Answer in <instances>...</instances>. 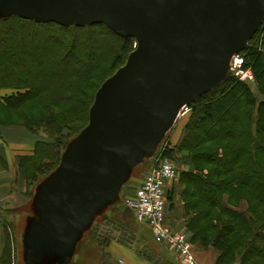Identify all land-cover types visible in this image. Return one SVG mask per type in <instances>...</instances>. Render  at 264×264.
<instances>
[{
  "label": "water",
  "instance_id": "95a60500",
  "mask_svg": "<svg viewBox=\"0 0 264 264\" xmlns=\"http://www.w3.org/2000/svg\"><path fill=\"white\" fill-rule=\"evenodd\" d=\"M104 24L137 46L98 87L88 122L36 186L26 258L72 252L129 173L151 158L180 109L218 87L264 21V0H0V18ZM53 253L46 251V254Z\"/></svg>",
  "mask_w": 264,
  "mask_h": 264
},
{
  "label": "trees",
  "instance_id": "16d2710c",
  "mask_svg": "<svg viewBox=\"0 0 264 264\" xmlns=\"http://www.w3.org/2000/svg\"><path fill=\"white\" fill-rule=\"evenodd\" d=\"M11 17L0 18V31L15 29V26H3ZM17 22L44 25L20 17ZM261 27L263 29L252 36L243 50V66L251 69L256 90L227 75L218 87L189 104L191 117L174 145L177 151H167L180 182L176 179L168 187L166 208L178 185L183 207L189 215L185 230L190 233L191 247L196 243L202 248H215L216 264L233 263L236 259L240 264H264V21ZM28 28L18 30L19 41H11V37L0 41L5 45L0 49V89L15 90L0 93V108L7 117L18 121L2 119L0 125H22L36 133L41 129L42 136L35 143L34 154L20 161L25 166L29 184H34L40 174L45 177L55 169L68 142L87 124L95 93L82 97L85 92L79 83L86 80L92 70L101 68L104 57L100 53L90 63L88 56L87 60H83V56L74 59V49L79 44L74 40L79 37L78 28H71L68 39ZM118 37L123 41L111 64L116 69L132 51L134 40ZM85 38H89L87 34ZM254 39L255 44L250 45ZM88 42L101 51L100 41ZM34 45L35 51H32ZM36 48L44 51L48 48L49 56L37 57ZM67 58L71 61L68 69H63L61 76L57 72V79L55 76L51 79L47 74L56 71L54 68ZM80 63L84 66L77 67ZM38 67L41 76L47 79L37 86L21 76L4 77V72L9 75L15 70L29 73ZM74 121L86 123L74 131ZM64 129L67 134L63 133ZM183 151L186 155L180 159L185 167L178 169L176 154ZM128 216L133 217L132 212ZM4 226L6 245L0 264H10L6 260L9 240L7 225Z\"/></svg>",
  "mask_w": 264,
  "mask_h": 264
},
{
  "label": "rangeland",
  "instance_id": "374dc122",
  "mask_svg": "<svg viewBox=\"0 0 264 264\" xmlns=\"http://www.w3.org/2000/svg\"><path fill=\"white\" fill-rule=\"evenodd\" d=\"M17 21L18 17H11L10 20L3 25L8 26L9 28L15 26V29L11 31H0V41H6V38L9 39L10 37L12 39L11 41H19L17 39V37L19 36L18 30H24V28L25 30H28V27H32L30 28V30L38 28L43 31H48L51 34L53 33L52 36L55 37L62 35L60 36V38L62 39H68V32L72 30L71 28H78L77 30L79 32V37H74V40L79 44L74 49V59L79 58L80 56L82 58L83 56V60H87L86 57L88 56L87 61L90 63L91 61L95 60V58L100 53L103 54L104 58L103 61H101V68L96 71L92 70L89 74V77L79 83L80 88H83L85 92L83 93L82 97L94 95V93L97 91V88L104 81V79L115 72L116 67H113L111 64L116 56V53L119 51L123 40L118 37V35L113 34L112 31L109 30L106 26L94 24L93 26L67 25L62 27L52 23H44V25L39 26L33 23H19ZM22 26L24 28H22ZM261 26L262 24L254 33V35L262 28ZM86 34L89 37L87 40L85 38ZM258 35L256 37H258ZM255 39L252 40L250 45L255 44ZM88 41H100L101 51H99V48L96 49L95 47L90 46L92 42ZM4 47V43H1L0 49H3ZM31 50L35 51V45ZM36 50L38 52L36 53L37 57L40 56L41 58H46L50 54L48 48L47 50L45 48V51L44 49L41 50V48H36ZM80 51L82 52V55H78V52ZM70 63V59L67 58L65 62H62L61 65L54 68V70L56 71L50 72L47 75L51 79H53L56 77L55 75L58 72V74L61 76L62 73L60 72H63V69H68ZM89 63H87L86 65H88ZM81 66L84 65L80 63V65H78L77 67ZM15 71L16 72L12 75L4 72V74H6L4 77L11 78L15 76H21L33 82L35 86H37L40 81L47 79V77H43L44 75L41 76L39 67L36 69H32V71H30L29 73H26L25 71L20 72L19 70ZM228 73V76L235 77L233 74ZM0 75H2V73H0ZM59 75L56 77V79L59 77ZM235 79L247 84L253 91L256 90L254 76L253 80L248 83L239 80L237 77H235ZM14 91L15 90L12 89H0L1 94H7ZM187 106V112H181L178 115L176 122L171 128H169V130L164 134V137L157 144L153 156L151 158L144 159L139 165L133 168V170L129 173L128 180L122 185L118 196L108 205L101 208L99 213L94 215L90 225L84 231H82L83 233L79 238L77 244L75 245L74 250L68 253L66 256L60 254V252L54 248H48L44 246L38 252L31 253L26 258L27 246L24 241V233L27 220L25 218L31 214V209L29 208V206H27L21 212V214H18L17 216L14 214H9V216L3 214V218H8V221L5 222V224L7 225L9 240L7 247L8 253L6 255L7 257L5 256L6 260L10 261V264H119L120 262H122V260H124V252L131 250L139 258H141H138L139 262L141 263L168 264L169 261L167 258L168 256H166L165 249L157 241H155L149 227L144 223H137L133 219V217H126V215H130L131 213L129 208L127 207L126 200L133 194L136 180L139 181V179L148 170V168L154 162H156L157 158L161 159L164 157H171L167 154V151H172V153H175L177 151L176 146L174 147L175 142L178 138L182 137V134L184 132V125L189 121L191 117V106ZM10 118L11 117H7L5 110L0 108V120L3 119L7 122ZM10 121L18 122L14 118H11ZM85 123L86 122L84 121H74L72 123L74 131ZM40 130L41 129L37 130L36 134L41 139L42 132H40ZM214 131H216V129H214ZM67 132V129L63 130L64 134H67ZM60 136L63 138L62 135ZM164 152L166 153V155H164ZM183 155H186L185 151H183V153L179 152L176 154V159L179 162L177 163L178 169L185 167L180 159ZM43 178L44 177H42L41 174L38 176V179L34 183L32 188L33 194L35 193L36 186L43 180ZM179 179L180 178L178 175L177 182H180ZM243 207L244 205L241 208ZM24 212L25 214L23 215ZM10 225L11 227H9ZM107 250H110L113 254H116L117 258L113 256L110 257L106 252ZM46 251H52L53 253L46 254ZM146 256L152 258V260L146 258ZM226 264H240V262L239 259H236L233 263Z\"/></svg>",
  "mask_w": 264,
  "mask_h": 264
},
{
  "label": "crops",
  "instance_id": "0c3cea01",
  "mask_svg": "<svg viewBox=\"0 0 264 264\" xmlns=\"http://www.w3.org/2000/svg\"><path fill=\"white\" fill-rule=\"evenodd\" d=\"M38 139L39 136L36 132L22 125H0V257L6 245V228L4 224L8 221L7 217L3 218V214L17 216L27 206L29 208L31 206L34 184H29L25 166L20 161L34 154L35 143ZM141 178L139 181L136 180L134 190L139 185ZM170 198L166 208V222L173 231L181 232L186 229L185 223L189 215L183 207L178 185L175 186ZM185 231L187 232V230ZM187 234L190 236L189 232ZM161 246L166 251L169 263L179 264L175 253L166 246ZM106 252L110 257L117 258V255L113 254L112 251L107 250ZM192 252L199 264H216L218 252L215 248L211 246L202 248L193 243ZM123 256L124 260L119 264H145L139 262V257L131 250L125 251Z\"/></svg>",
  "mask_w": 264,
  "mask_h": 264
},
{
  "label": "built area",
  "instance_id": "2783aa9c",
  "mask_svg": "<svg viewBox=\"0 0 264 264\" xmlns=\"http://www.w3.org/2000/svg\"><path fill=\"white\" fill-rule=\"evenodd\" d=\"M137 43L133 40L132 48ZM243 51L233 54L229 61V73L241 81L250 82L253 74L250 68L243 66ZM184 105L180 112H187ZM177 179V169L169 157L156 160L143 174L139 185L126 200L134 220L147 225L153 238L160 245L166 246L175 253L179 264H199L192 252L191 243L186 231H173L166 222V201L168 187Z\"/></svg>",
  "mask_w": 264,
  "mask_h": 264
}]
</instances>
